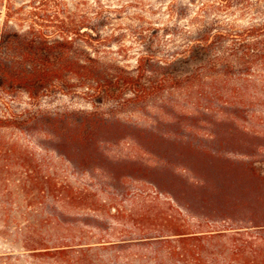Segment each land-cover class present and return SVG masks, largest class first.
<instances>
[{
	"label": "rangeland",
	"instance_id": "1",
	"mask_svg": "<svg viewBox=\"0 0 264 264\" xmlns=\"http://www.w3.org/2000/svg\"><path fill=\"white\" fill-rule=\"evenodd\" d=\"M32 1L0 0V29L7 12ZM57 1L100 30L92 52L128 70L142 56L173 59L211 23L214 42L228 33L222 44L233 60L235 45L258 42L245 34L264 22V0L229 8L220 0ZM260 48L220 69L194 66L184 85L146 100L93 104L82 89L0 98V118L47 113L64 128L56 137L49 124L0 128V264H145L146 241L175 231L176 221L186 231L228 228L229 219L264 228ZM259 228L253 236L264 235ZM60 247L85 251L45 253Z\"/></svg>",
	"mask_w": 264,
	"mask_h": 264
},
{
	"label": "trees",
	"instance_id": "2",
	"mask_svg": "<svg viewBox=\"0 0 264 264\" xmlns=\"http://www.w3.org/2000/svg\"><path fill=\"white\" fill-rule=\"evenodd\" d=\"M244 1L247 0H220V3L221 8H229L233 3L244 5ZM32 2L28 9L22 5L14 12H7L5 27L0 29L1 99L22 92L31 100L39 101L52 92L71 93L82 89L84 97L93 104L146 100L156 93L184 85L192 78L188 71L194 66L220 69L236 59L251 58L254 54L250 51H260L264 45L263 22L245 34L258 42L247 43L245 40L235 45L233 60H229L228 48L222 44L228 33L219 32L220 42H214L215 26L211 23L173 59L159 64L150 55L142 56L136 70H128L103 60L89 49L94 48V42L102 35L98 28L87 22V16L62 7L57 0ZM211 7L216 8L215 5ZM248 8L246 4L243 10ZM261 14L264 17V10ZM12 21L16 26L10 25ZM240 52L243 56H239ZM252 62L248 60L247 63ZM21 114L16 116L7 112L0 118V128L24 130L27 123L49 124L55 132L54 137L64 130L59 116L34 113L26 117ZM71 126L68 122V127ZM72 127L80 132L79 124ZM254 220L247 222L249 226H235L229 219L224 220L230 223L228 228L195 231L183 230V224L176 221L175 231L146 241L152 245V255L145 264H264V235L253 236L250 230L260 227L264 232V228ZM173 221L169 220L170 223ZM75 251L84 252L85 249L60 247L45 253L58 255Z\"/></svg>",
	"mask_w": 264,
	"mask_h": 264
}]
</instances>
